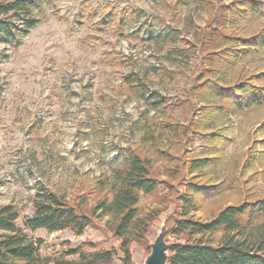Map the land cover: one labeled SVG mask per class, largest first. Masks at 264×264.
I'll return each mask as SVG.
<instances>
[{"label":"rangeland","instance_id":"rangeland-1","mask_svg":"<svg viewBox=\"0 0 264 264\" xmlns=\"http://www.w3.org/2000/svg\"><path fill=\"white\" fill-rule=\"evenodd\" d=\"M36 2L37 26L17 47L0 43V206L19 210L20 227L40 190L90 215L107 191L99 181L128 151L149 158L160 182L138 204L142 216L155 217L146 239L129 246L130 264H143L164 221L169 232L183 218L187 198L196 210L186 218L199 221L264 200V104L237 112L211 91L264 73V53L232 63L202 46L215 22L197 0ZM239 22L240 37L264 33V20ZM199 76L208 82L203 93ZM195 160L207 164L191 170ZM104 222L92 219L79 236L29 234L44 242L45 257L114 250L121 264L120 241Z\"/></svg>","mask_w":264,"mask_h":264},{"label":"trees","instance_id":"trees-1","mask_svg":"<svg viewBox=\"0 0 264 264\" xmlns=\"http://www.w3.org/2000/svg\"><path fill=\"white\" fill-rule=\"evenodd\" d=\"M216 1L219 2L197 0L212 16V23L215 22L201 45L211 47L219 58L226 56L232 63L264 53V33L240 37L243 28L239 24L241 20H264V0H240L231 7L216 6ZM37 9L36 0H0V43L17 47L37 26ZM229 24L234 27L231 31L227 28ZM208 62L214 60L209 58ZM197 79V86L205 92L208 82L201 80V76ZM262 79L264 73L250 75L234 82L232 87L214 85L211 91L223 95L235 111L244 112L264 104V86L254 83ZM127 84L131 85V81L127 80ZM206 164L207 160H195L190 169L203 168ZM159 183L151 173V160L128 151L122 162L99 181L100 190L107 191L91 208L90 215L47 190L36 194L33 212L23 220L22 227L18 225L19 210L12 204L1 205L0 264H116L114 250L88 253L77 247L64 256L45 257L44 242L29 234L36 230L53 233L69 229L79 236L92 219H105V227L120 241L119 249L130 264L129 246L146 239L155 217V214L142 216L138 204L142 196L153 194ZM192 190L196 194L201 191L197 186H192ZM182 210L183 218L176 220L167 234L177 239L182 237L184 242L173 243L166 264H264V200L226 206L206 221L186 218L190 211L196 210L191 198L183 201ZM146 250L148 253L149 243Z\"/></svg>","mask_w":264,"mask_h":264},{"label":"water","instance_id":"water-1","mask_svg":"<svg viewBox=\"0 0 264 264\" xmlns=\"http://www.w3.org/2000/svg\"><path fill=\"white\" fill-rule=\"evenodd\" d=\"M167 224L164 221L152 242L149 243V252L143 260V264H166L169 251L173 243L166 242ZM121 264H129L127 259L123 256L120 258Z\"/></svg>","mask_w":264,"mask_h":264},{"label":"crops","instance_id":"crops-1","mask_svg":"<svg viewBox=\"0 0 264 264\" xmlns=\"http://www.w3.org/2000/svg\"><path fill=\"white\" fill-rule=\"evenodd\" d=\"M49 264H53V263H49Z\"/></svg>","mask_w":264,"mask_h":264}]
</instances>
